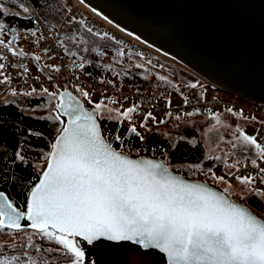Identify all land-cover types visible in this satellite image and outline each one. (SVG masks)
I'll list each match as a JSON object with an SVG mask.
<instances>
[{
	"label": "snow or ice",
	"instance_id": "6c2138e0",
	"mask_svg": "<svg viewBox=\"0 0 264 264\" xmlns=\"http://www.w3.org/2000/svg\"><path fill=\"white\" fill-rule=\"evenodd\" d=\"M8 2L11 7L0 2V84L5 85V91L13 98L35 99L46 95L57 102L53 107L49 100L43 106L49 114L36 116L42 107L39 103L35 107L21 106L17 100L9 101L5 97L0 101V130L7 123L4 112L11 104L21 117L28 115L32 119L55 123L58 135L46 155L34 162L35 165L46 166L41 169L39 183L28 191L24 205H18L6 191L0 190V264H86L88 246L123 242H131L145 250L158 249L166 254L168 264H264V215H257L250 203L254 198L264 208V167L261 166L264 163V143L259 142L255 135H248L237 128L227 143L233 148L238 143L243 145L249 153L254 152V158L245 154L233 161L230 153L206 157L222 166L220 174L203 162L178 169L186 170L190 175H204L208 179L203 182H189L171 171L170 152L175 151L181 141L195 148L197 141L194 139L188 140L184 136L173 139L167 133H161L168 137V150H162L165 159L144 158L139 156V152V158L132 159L123 151L125 139L134 137L144 143L147 137L143 133L152 131L149 121L157 126L167 124L168 119L180 122L183 117L199 114V110L178 112L174 117L171 111H167L164 114L166 119L159 121L149 111L139 123L142 132L134 119L139 115L140 104L134 103L127 108L121 105L114 110L108 105L120 103L115 97L95 103L83 82L72 85L79 97L67 91V85L63 91L59 85L56 91L35 86L30 90L17 91L11 87L12 78L5 74V61L9 55L17 59L29 56L19 47L20 33L13 25L18 20H28L37 25L27 29L37 44L41 40L60 37L56 40V47L62 50L64 57L71 59L73 67L81 70L92 63L85 59L83 53H95L98 58L113 53L112 63L121 66L122 72L111 64L103 67L114 77L129 75L133 69L147 72L146 64L153 68L156 65L151 59L145 63L137 62V58L145 61L142 52L126 54L123 47L114 46L122 42L108 32L94 31L83 19L77 21L74 15L68 16L71 7L61 4L60 0H46L48 11L39 18L32 14L35 9L45 7L39 0ZM74 3L83 4L84 0H74ZM95 14L101 15L99 12ZM103 18L107 20V17ZM41 22L48 27L47 35L42 31L37 35ZM73 24L77 27H68L61 37L60 29ZM127 34L133 35L131 32ZM136 39L141 40L139 36ZM101 41L114 44H102ZM44 52L47 54L49 49L45 48ZM126 55L128 63H125ZM32 59L38 63L41 56L33 54ZM11 66L23 68L21 75L29 71L22 64ZM93 66L102 67L99 64ZM46 67L56 73L61 72L57 65ZM47 79L52 80L53 77L48 76ZM75 79L79 81L80 76H75ZM156 79L180 92L179 87L167 77L157 75ZM36 80L38 82L39 77ZM99 83L105 81L101 79ZM107 85L115 87L112 80H108ZM190 87L196 88L197 85ZM82 100L92 104L93 110H86ZM187 103V97H184L185 107ZM171 104L172 101L168 100L166 107L171 108ZM227 111L233 116H243L242 112ZM105 112L110 114L109 119L116 118L119 126L127 122L124 135L119 134L118 127L114 136L119 150L112 146L101 129L99 120ZM63 117H67V121ZM213 119L220 124L219 113ZM250 119L256 120V117ZM175 126L180 125L177 123ZM16 127L18 125H13ZM28 135L41 139L44 133L29 129ZM218 139L223 140V137ZM143 150L148 151L147 148ZM22 152L23 148H20L14 153L12 164L17 161L21 165L28 163ZM249 159L256 171L241 175V167L248 166L242 162ZM0 163H3L2 157ZM15 179L0 169V184L6 185ZM208 180L224 187L215 190ZM233 196L238 199H233ZM22 222H30L32 231L28 232Z\"/></svg>",
	"mask_w": 264,
	"mask_h": 264
},
{
	"label": "water",
	"instance_id": "95a60500",
	"mask_svg": "<svg viewBox=\"0 0 264 264\" xmlns=\"http://www.w3.org/2000/svg\"><path fill=\"white\" fill-rule=\"evenodd\" d=\"M84 3L203 76L217 89L264 105V0H84ZM63 119L67 121V117ZM57 135L56 132L50 144ZM124 153L132 159L139 158ZM139 156L163 160L149 153ZM171 171L189 182L204 181L172 168ZM41 175L40 171L30 189L39 183ZM208 183L215 190L221 189ZM22 223L31 229L30 222ZM88 252L95 264H101L100 259L107 264H129L133 253L140 255L139 264L143 260L149 264H168L166 254L158 249L145 250L131 242L93 245Z\"/></svg>",
	"mask_w": 264,
	"mask_h": 264
},
{
	"label": "built area",
	"instance_id": "2783aa9c",
	"mask_svg": "<svg viewBox=\"0 0 264 264\" xmlns=\"http://www.w3.org/2000/svg\"><path fill=\"white\" fill-rule=\"evenodd\" d=\"M33 15L38 17L35 11L33 12ZM72 15H74L77 19L80 20L83 19L85 23L88 24V26H91L93 28L94 31L101 33L108 32L109 35L114 36L117 40H120L122 42L121 45L123 46L126 54L129 52H133V53L142 52L145 57V62L147 59H151L153 65H156L155 68L163 70L165 64L159 61L158 59H154L152 52L148 48L138 44L132 39H129V37H126L125 35L118 33L112 27L105 24V22H103L102 20L96 18L92 14L88 15L87 13L74 9L73 7H71V12L68 13V16H72ZM63 19L64 17L62 18V20ZM35 27H37V25H35ZM38 28L39 31L37 32V35H39L41 31L44 32L45 35L48 34V27L43 22L39 24ZM20 37L21 39L19 41V47H22L26 52H28L29 56L23 59H17L9 55L8 60L5 61V64L7 65L5 74L9 75L12 78L11 87L15 88L16 90H28L31 88V86H35L38 89L40 87H51L57 90L58 85L61 87V90H65L64 88L65 85L77 84L83 82L84 87L91 88L93 90H98L107 94H111L120 102L118 103L120 107L121 105H123V107L125 108L127 107L128 103H131L132 105L134 103L140 104L141 108L139 115L134 116V119L138 125L140 121L143 119L144 114L148 110L156 113L159 116V118L161 117L166 119L164 114L167 111H171L174 117L178 112L194 110V109H198L199 111L200 110L223 111L225 109H232L233 112L243 113L242 117L237 115L240 118H245L249 116H258L259 118H261L262 121H264L263 105L244 101L228 92H224L220 89H217L215 86H212L211 84L204 81L202 78H200L197 75H195L197 79L193 80L192 83H189L187 85L185 84L177 85L180 89V92H176L173 88H169L167 94L164 95V98H158V97L156 98V96L151 94L149 87L147 88L145 87L143 91L138 90L135 86L132 85L126 87V85L121 84V81L118 77L112 76V74L108 71H106L104 76L100 78H93L84 74L82 70L79 69L78 67H73L72 61L70 59L67 60V58L63 56L62 50L56 47V40L59 39V37H51L46 40H41L39 44L36 43V38L32 37L30 34L24 33L21 34ZM45 48L49 49L48 54L49 56L53 57L52 60L54 65H57L61 68L60 73H56L50 70V68L46 67V65L49 64L47 63L44 56ZM33 54L41 56L40 63L43 65L42 67L43 73H39L35 70H32L31 67L28 66L29 57L32 56ZM128 62L129 61L127 60V55H126L125 63ZM12 64H16V65L22 64L24 67H27L29 71L21 75V73L23 72V68L21 67L13 68L11 66ZM159 65H163V67H159ZM119 68L120 71L122 72V68L120 66ZM133 70L129 75H124V76L136 80L137 77L135 74H133ZM77 75L80 76L79 81L75 79V76ZM48 76H52L53 79L48 80L47 79ZM36 77H39L38 82L36 80ZM151 77L153 78V76ZM101 79H103L105 83H99ZM108 80H112L113 83L115 84V87L107 85ZM25 81L27 82L25 83ZM192 84H196L197 87L191 88L190 85ZM205 88L222 92L224 93V95H222L219 98H215V97L213 98L212 96L206 93ZM7 93L9 92L5 91V85L0 84V100ZM184 97H187L188 100L186 107L183 104ZM168 98L177 101V103L171 104V108L166 107V102H167L166 99ZM169 120L170 119H168V121ZM107 121L109 120L107 119L104 120V128L102 125L101 126L103 133L107 136V139L110 142V140H113L114 132L106 128ZM261 129L262 132L258 141L264 143V124H262ZM124 133L125 131H123L120 135L123 136ZM20 148H23L22 154L25 155L29 161H36L37 159L46 155L39 150L31 149L26 144L21 142H19L18 145V149ZM144 148H147V146L140 142H138V144L136 145L128 143L125 144L123 151L131 155H137L138 152L139 154L147 153L146 151L143 150ZM235 159L236 158L232 157L233 161ZM242 163H246L248 166L241 167L240 174L242 173L247 174V172L249 171L251 172L256 171L255 168L251 166L250 159L247 161H243ZM261 166L264 167V163H261ZM220 170L221 167H217L216 171L218 174H220ZM233 199H238V198L233 197Z\"/></svg>",
	"mask_w": 264,
	"mask_h": 264
},
{
	"label": "trees",
	"instance_id": "16d2710c",
	"mask_svg": "<svg viewBox=\"0 0 264 264\" xmlns=\"http://www.w3.org/2000/svg\"><path fill=\"white\" fill-rule=\"evenodd\" d=\"M2 1H6V0H0V2ZM25 2H27V0H25ZM39 3L40 5H45V7L37 8L34 11L38 15V17H41L43 13L48 11V7L46 4V0H39ZM60 3L68 7V5L64 3V0H60ZM79 20L80 19H77V21ZM13 25L17 27L20 35L27 33L28 28L35 27V25L32 24L28 20L14 21ZM68 27L75 28L77 27V25L73 24L71 26H66L65 28L60 29L61 37L63 36V33L68 29ZM101 43L102 44L103 43L114 44V42H107V41H101ZM114 46L123 47L122 45H114ZM73 50L75 49L73 48ZM83 55L85 56V59L91 60L92 63L86 64L82 72L93 78L103 77L107 71L106 67H103V66H106L109 64L104 63L103 61H100L96 57L95 53H91V54L83 53ZM76 62L78 64L80 63V61H76ZM142 62L145 63V61H142ZM96 64L102 65V67H94L93 65H96ZM28 66L39 73H43V71H41L43 65L40 62L38 63L35 62L32 59V56L29 57ZM155 69H158V68H155ZM118 78L120 79L121 84L126 85V87H129L132 85V86H135L140 91L144 90L142 87L138 86L136 84L137 83L136 80L132 78L126 77L122 74ZM192 82L193 80L188 78L184 81H179L177 85H182V84L187 85ZM149 88H150L151 94L156 97L164 95V94H157L156 92H153L154 89H152V87H149ZM17 91H20V90H17ZM5 97H7L8 99L11 96L9 93H7L6 95L2 97L0 101L4 100ZM46 99H47L46 95L40 96L35 99L23 98L22 103L23 105H27L28 107H34L36 106L37 103H39L40 105H44ZM9 101H12V100L9 99ZM131 106L132 104L128 103L127 107H131ZM149 111L150 110L146 111V113ZM191 111L193 110H187L183 112L186 113V112H191ZM209 111L210 110H200L199 114L192 116V117H183L180 122H177L180 125L179 127H176L177 134H178L177 138L180 136H184V137H187L188 140L194 139L195 141H197V146L195 148H192L190 144L187 143L186 141H181L177 149L175 151L170 152L169 159H170L171 166L181 165V164H191V163H196V162H203L206 167H209L213 164V161L211 159H206V157H208L206 156L207 151L205 149V145L203 143L199 130L196 128V126L188 123L189 121L187 120V118H189L190 120L199 119L202 116L210 113ZM152 114L157 118V121L164 119L161 117L159 118V116L154 112H152ZM4 119L7 121V123L3 124L2 130H0V157H2L3 159V163H0V169L8 172L9 176H15L16 179L12 182H8L6 185L0 184V190L6 191V194H9L11 198L14 199L18 205H24L27 192L29 191L30 187L38 179V175L41 169H39L37 165L34 164V162L29 161V160L26 165H21L20 162L18 161L16 162V164H12L11 163L12 157L18 149L19 142L26 144L28 147H30L33 150H39L43 154H46V151L49 149L50 141L52 140V138L54 137L56 133L55 123L47 121V120L32 119L28 115H24L23 117H21L16 107L11 104L8 105L7 110L4 112ZM104 120H105L104 118L100 119L101 125L103 126V128H104ZM106 123H107L106 128L114 132V136L117 132L118 127H119V134L125 131V129H122L121 126H119L116 123V121L109 120ZM151 124H152L151 121H149L150 126ZM13 125H18V127L13 128ZM137 126L139 125L137 124ZM29 129H32L33 131L43 132L44 133L43 138L37 139L36 137L29 136L28 135ZM161 133L163 132L160 129L152 128L151 132H147L145 134L147 137V140L143 144L147 146V149H148V151H146L147 153H151L152 155L160 156V157H163V159H165V157L162 155V150H168V137L161 135ZM113 140H114V137H113ZM215 141H216V137L212 138L211 142H215ZM138 142H139L138 139L134 137H132L130 140L125 139V144L131 143V144L136 145L138 144ZM153 149L155 151H153ZM238 151H239L238 149L234 150L232 152V157L237 158L240 155L246 154L254 158V152L249 153L246 149V152H241L240 154V152ZM250 203L252 204L253 208L256 210L258 214L263 215L262 213L264 209L260 207V205L257 203V201L254 198L250 201Z\"/></svg>",
	"mask_w": 264,
	"mask_h": 264
},
{
	"label": "rangeland",
	"instance_id": "374dc122",
	"mask_svg": "<svg viewBox=\"0 0 264 264\" xmlns=\"http://www.w3.org/2000/svg\"><path fill=\"white\" fill-rule=\"evenodd\" d=\"M5 3L6 7H11V3L8 2V0L6 1H2ZM64 3L66 5H68V7H73L74 9H77L79 11H82L84 13H87L88 15H91V13H89L85 7H83L80 4H75L74 0H64ZM33 14V13H32ZM63 18V17H62ZM127 37V36H126ZM131 39V38H129ZM151 51V50H150ZM152 52L153 58L154 59H158L159 61H161L162 63L165 64L163 70L160 69H155L152 67V65H147L146 64V68H147V72H145L144 70H133V74L136 75L137 79H136V84L140 87H142L143 89L146 87H152L153 92H156L157 94H167L168 89L171 88L168 84L159 81L158 79H156L157 75H162L167 77L172 84L177 85L179 83V81H184L186 79H192V80H196L197 77L195 76L196 74H194V72H191V70H189L188 68H186L184 65L179 64L171 59H169L168 57L164 56L163 54L159 53V52ZM113 53L109 52V55L103 58H98L100 61H103L104 63L107 64H111L113 68H116L118 71H120V68L118 65L113 64L112 63V57ZM45 59L47 61V63L49 65H54L53 60L49 59V54H44ZM108 57V59H107ZM67 60L69 59L68 57H66ZM137 62H141L137 59ZM121 67V66H120ZM32 69V68H31ZM33 70V69H32ZM153 76V78L151 77ZM151 77V79H150ZM73 84H68L67 85V89L69 91H71L73 94H75L76 96L79 97V93H77L75 91V89L72 87ZM49 89V91H56V89H53L51 87H46ZM30 90V89H28ZM85 90H88L90 92V96L91 99L93 100V102L98 103L101 99L105 100V102H107V98L108 97H113L111 94H107L98 90H93L91 88H87L85 87ZM206 93L210 96H212L213 98H219L222 95H224V93L216 91V90H210L205 88ZM164 95L161 96H157L158 98H164ZM156 97V98H157ZM17 100V103H19L21 106H24L22 103V99L23 97H19V98H13L10 97L8 98V100ZM51 100V104L54 107L55 103L57 102L55 99L47 97L44 105L48 104V101ZM171 100L170 98L166 99V101ZM172 104L177 103V101L175 100H171ZM84 105L91 107L93 109V105L89 104L87 101H83ZM41 105V110H38L35 115L36 116H47L49 114V110L47 108H44ZM264 106V105H263ZM35 107V106H34ZM108 107L112 108V109H119L120 106L119 104H109ZM210 113L202 116L199 119L196 120H190L189 118H187V120L189 121L188 123L196 126V128L199 130V133L201 135V138L203 140V143L205 145V149L207 151V155L208 157H213L216 155H220V156H224L225 153H230L232 155V152L236 149H238L241 154V152H246V149L243 147V145L241 144H237L236 148H233L230 144L227 143L228 140L232 139L233 136L236 134L235 130L237 128L241 129L243 132H245L248 135H255L257 137V139L259 140V137L261 135L262 129V123H261V118H259L258 116H249V117H245V118H240L237 116H233L232 113L228 112L227 109L223 110V111H219V110H210ZM219 113V118H220V124L218 125L216 123V121L213 119V116H215V114ZM109 113L105 112L103 115L104 119L107 120H111L109 119ZM251 117H256V120H251ZM114 118H112V121H116L113 120ZM177 122L174 121L173 119H170L169 122L166 124H159L157 125H153L151 124V127L154 129H160L163 133H167L171 138L176 139L178 134H177V130H176V125ZM170 125V126H168ZM168 126V127H167ZM138 129L139 126H137ZM57 128V125L55 124V132ZM122 129L127 128V122H125V124L123 126H121ZM120 128V129H121ZM139 131L143 132V129H140ZM147 133V132H146ZM143 133V134H146ZM167 137V136H166ZM216 137V141L215 142H211L212 138ZM218 137H223V140H219ZM110 143L112 144V146L114 148H119V145L114 141V140H110ZM48 152V150L46 151V153ZM163 158V157H162ZM35 162V161H32ZM44 165H37V167L39 169H42ZM189 166V164H181V165H172L171 168L180 173L183 174L185 176L191 177V178H195V179H200V180H207L208 178L205 177L202 174H196V175H190L188 171H178V169H180L181 167L183 169H187ZM211 167H213V170H217V167H222L220 164L218 163H214L211 165ZM215 170V171H216ZM227 171V169H224ZM243 175V173L241 174ZM208 182L215 184L214 182H212L211 180H208ZM219 186L221 189L224 187L223 185H217ZM236 197V196H233ZM238 198V197H236ZM264 209V208H263ZM264 215V211L262 213ZM28 232H31V229H27L25 228ZM141 264H146L145 261H142Z\"/></svg>",
	"mask_w": 264,
	"mask_h": 264
},
{
	"label": "bare ground",
	"instance_id": "6f19581e",
	"mask_svg": "<svg viewBox=\"0 0 264 264\" xmlns=\"http://www.w3.org/2000/svg\"><path fill=\"white\" fill-rule=\"evenodd\" d=\"M80 5H82L83 7H85V9L89 12V13H91L93 16H95L96 18H98V19H100V20H102L103 22H105V24H107V25H109L110 27H112L114 30H116L118 33H120V34H123V35H125V36H127V37H129V38H131L133 41H135V42H137L138 44H140V45H142V46H144V47H146V48H148L149 50H151V51H153L154 53L155 52H159V53H161V54H163L164 56H166V57H168L169 59H171V60H173V61H175V62H177V63H179V64H182L181 62H179L178 60H176V59H174L173 57H171L170 55H168V54H166V53H164V52H162V51H160V50H158V49H156V48H154L153 46L152 47H149V44L148 43H146V42H144L143 40H140V41H137V39H136V36H134V35H132V36H129L127 33V31H121V27H119V26H117L115 23H113L112 21H111V23H109V19H104L103 17V15H100V16H97L95 13H96V11H94V9H92L91 7H89L88 5H86L85 3H83V4H80ZM182 65H184V64H182ZM185 66V65H184ZM186 67V66H185ZM186 68H188V67H186ZM189 70H191L190 68H188ZM191 72H194V71H192L191 70ZM194 74H196L197 76H199L200 78H202L204 81H206V82H208L209 84H211L212 86H214L209 80H207L206 78H204L203 76H201V75H199V74H197L196 72H194ZM141 259V257H140V255L139 254H136V253H133L131 256H130V260H129V264H139V260ZM143 261H146V260H143ZM100 263L101 264H107V261L105 260V259H103V260H101L100 259ZM146 264H149V263H147L146 262Z\"/></svg>",
	"mask_w": 264,
	"mask_h": 264
},
{
	"label": "flooded vegetation",
	"instance_id": "af4514ba",
	"mask_svg": "<svg viewBox=\"0 0 264 264\" xmlns=\"http://www.w3.org/2000/svg\"><path fill=\"white\" fill-rule=\"evenodd\" d=\"M88 247L86 248V264H89V258H90L91 264H95L93 258L91 257L92 255L89 254V252H88Z\"/></svg>",
	"mask_w": 264,
	"mask_h": 264
},
{
	"label": "crops",
	"instance_id": "0c3cea01",
	"mask_svg": "<svg viewBox=\"0 0 264 264\" xmlns=\"http://www.w3.org/2000/svg\"><path fill=\"white\" fill-rule=\"evenodd\" d=\"M112 120V119H111ZM113 120H116V118H114Z\"/></svg>",
	"mask_w": 264,
	"mask_h": 264
}]
</instances>
